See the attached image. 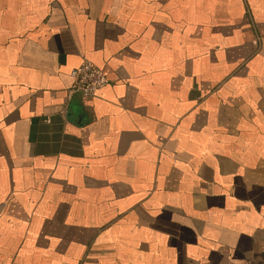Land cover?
Returning <instances> with one entry per match:
<instances>
[{
	"label": "crops",
	"instance_id": "1",
	"mask_svg": "<svg viewBox=\"0 0 264 264\" xmlns=\"http://www.w3.org/2000/svg\"><path fill=\"white\" fill-rule=\"evenodd\" d=\"M0 264H264V0H0Z\"/></svg>",
	"mask_w": 264,
	"mask_h": 264
},
{
	"label": "built area",
	"instance_id": "2",
	"mask_svg": "<svg viewBox=\"0 0 264 264\" xmlns=\"http://www.w3.org/2000/svg\"><path fill=\"white\" fill-rule=\"evenodd\" d=\"M70 76L72 79L70 93L80 96L83 100L93 98L108 84L105 73L86 61L77 67Z\"/></svg>",
	"mask_w": 264,
	"mask_h": 264
}]
</instances>
